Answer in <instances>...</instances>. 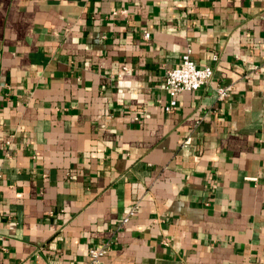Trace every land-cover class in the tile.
Instances as JSON below:
<instances>
[{
    "label": "crops",
    "instance_id": "0c3cea01",
    "mask_svg": "<svg viewBox=\"0 0 264 264\" xmlns=\"http://www.w3.org/2000/svg\"><path fill=\"white\" fill-rule=\"evenodd\" d=\"M262 63L264 0H0V264H264Z\"/></svg>",
    "mask_w": 264,
    "mask_h": 264
},
{
    "label": "built area",
    "instance_id": "2783aa9c",
    "mask_svg": "<svg viewBox=\"0 0 264 264\" xmlns=\"http://www.w3.org/2000/svg\"><path fill=\"white\" fill-rule=\"evenodd\" d=\"M149 32L145 31L144 36H148ZM192 49L190 46L186 47L181 55L180 62L167 69L163 87L168 91L170 95L169 103L166 105V109L170 110L176 105V95L178 92L183 90H195L199 88L204 83L210 81L213 76V67L211 64H199L191 56ZM213 59H217V54L212 55ZM264 67L262 64H251L249 66V71L246 75L260 71ZM234 86L232 84L218 83L216 85L217 98L223 99L227 97ZM10 143V140H6ZM189 142V137L184 141ZM1 175V173H0ZM137 210V204L135 203L129 208L127 214L123 217V221L126 222ZM167 242V241H165ZM108 250V243L103 244L100 247H90L89 255L90 258L86 264H100V259L106 254Z\"/></svg>",
    "mask_w": 264,
    "mask_h": 264
}]
</instances>
